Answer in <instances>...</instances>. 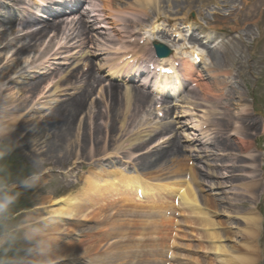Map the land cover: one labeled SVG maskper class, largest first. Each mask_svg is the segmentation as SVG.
Returning a JSON list of instances; mask_svg holds the SVG:
<instances>
[{
	"label": "rangeland",
	"instance_id": "1",
	"mask_svg": "<svg viewBox=\"0 0 264 264\" xmlns=\"http://www.w3.org/2000/svg\"><path fill=\"white\" fill-rule=\"evenodd\" d=\"M5 1L14 12L19 11L17 7L22 4V0ZM115 1L118 5L121 4V6L127 4L126 0ZM131 2L144 6L151 13L149 19L144 20L145 27L142 30L146 33L147 39L144 44L139 45L147 46V49H150V46L146 44L148 38L154 36L161 37V35L164 36L165 34L171 36L173 35L174 28L179 30L180 24L183 22L184 10L188 11L187 16H191L192 19L198 21L197 25H201L200 29L202 26H205L210 31L227 30L233 35H236V32L231 30L234 10L236 7H243L246 4L245 0H215L211 3L209 1L199 2L198 0H172L164 4L158 3L157 0L150 2L131 0ZM9 8L8 10L10 11ZM5 11L6 9H2L0 6V16H6ZM175 16L179 19H173ZM169 17L172 19H169ZM157 18L163 21H156ZM0 24L3 23L0 22ZM191 31H194L193 28ZM227 35H229L228 32ZM12 37L9 36L7 39ZM21 38L18 42H15L16 46L9 44L8 47L4 46L0 50V70L7 73L6 80H0V85L2 83L4 84L0 89V129H3L6 134L10 132V135H5L4 138L0 139V145L10 144L14 149L12 155L8 157L9 169L14 176L27 173L32 170V166L35 164L39 166V170L42 173V185L31 191L25 192L21 190L23 194L20 202L12 211L11 223L13 225L18 229H24L26 227L41 229L51 243V255L55 258L57 264H84L85 261L87 262L86 264H100L109 254L104 250V246L106 249L107 244L116 240L114 236L116 234L118 235L119 229L122 227L120 219L116 217L118 216L120 218L119 206L118 210L114 209V212L113 210H109V208L100 209V204L103 199H98L97 205L89 207L91 212L98 213L97 217H95L96 215L90 216L92 214L88 212L91 220L93 219L95 221L96 226L98 224L97 221L104 223V226L99 227L98 225L96 229L93 227L94 222L90 220L85 222L79 219L62 220L60 217L51 218L55 220V223L49 226L50 219L47 220L48 218L46 217L51 215L55 208L62 206V204L59 206L53 204V201L56 198L69 194L74 195L77 200L80 197L83 198L82 192L87 187L92 191L93 188L89 185V181L96 179L95 175L107 171V175L109 176L113 168L112 166L126 164L123 163V160L128 159L127 157L130 155V152L132 159V163L129 165L130 167L134 166L140 172L148 173L149 176L160 173L155 172L158 170V165H161L162 169L168 172V161L163 162L160 160L161 163L153 166L152 169L141 158L149 152L148 155L150 156L152 154L151 152L156 151L153 147L157 144V141L151 145L146 143L143 147L133 149L140 142L147 141L153 130L170 124L172 129L165 133L166 137L164 139L176 137L179 140V146L184 150L180 152L183 156L189 153L188 151L190 150L194 164H196L200 182L203 179V190L205 192H202V195L204 203L203 205H199V207H201L202 212L206 214L212 213L213 215V217H208V221L209 219L213 220V231L211 232L216 230V224H219L218 221L223 223V227H226L229 217L233 215L232 211L221 212L222 209L231 210V207H233V210L240 209L243 213L238 218H231L232 222L240 221L239 224L237 222L229 224L232 230L236 229L240 231V234L234 235L230 232V240L226 241L225 244L236 245V254L243 258L256 259L252 263H248L247 259L241 262L239 260L236 264H264V227L261 229V238L259 241L262 253L258 257L256 254L247 253L242 249L243 243H247V240L243 237L241 227L244 226V222L240 219L242 218L241 215H251L249 209L257 207V204L261 203H258L261 192H259L258 199L254 200L252 195L243 190V185H248L252 179L251 177L256 176L257 178L260 172L258 171L260 169L259 164H264V138L259 141L260 145H263V153L260 150L253 149V155L257 156L262 153V156L258 157L257 163H252L249 159L243 158L239 160H243L240 163L243 166H233V163L236 164V159L234 156L229 155L233 147V142L231 141L233 136L230 133L229 123L227 124L226 122L228 112L226 114L223 111L222 114L211 116L214 125H220L221 128H226L223 137L231 138L230 141H224L225 138H223V144L217 148L213 144L216 141L215 138L212 137L206 142L208 137L202 134H198V138L202 143L198 142L195 144L193 142L191 133L194 130L191 127L198 124L199 116H201V111L205 112L204 109L198 107L196 111L193 110L191 113H183L184 110L178 107V105L173 107L171 111L168 105L161 104V108H158L160 106H156L152 101L145 105L141 113L139 111L137 112L138 118L134 120V118L132 119L131 111H127L128 103L124 97L123 101L116 102L111 100L107 92L105 94L104 92L99 94L97 91L94 98L86 101L82 109L77 112L74 118L73 134L66 143L67 149H61L62 152H60L61 150H56L55 152L49 150L53 142L54 128L51 124H47V115L53 107L73 95L77 83L75 82L76 79L72 78V84L66 87H58L60 74L56 72L44 73L47 69L43 68L40 57L51 35L46 37L38 53L36 47L33 46V49H30L24 54L15 55L19 46L27 41L25 38ZM5 43L6 41L3 42V45ZM202 49L205 53H208L209 58L204 67V70L207 71L205 73L210 74L208 69L212 68L213 60L215 69L217 68L219 75H224V77L218 76L216 79L214 77L213 79H208L209 81H205L202 85L204 93H207L209 97H211V94L216 95V97L217 94H230L232 87L237 85L239 91L243 94V100H237V98L233 100L232 114L236 111L247 109V106H244L245 104L253 103V107L256 109V112H253L254 114L252 115L255 117L253 119L257 118L256 120L262 121L264 125V65H256L257 62L254 63L256 60L252 59L249 64L255 67L253 68V73H250L249 68L245 67V60H248L251 53L262 52L256 48H252L248 53H236L237 56L241 57L240 61L242 59L243 62L235 71V75L239 74L242 76L247 73V78L244 79L245 82L240 79V83L234 82L233 79V83L231 82L229 87V85L224 86L221 84L222 81L229 82V77L234 73L229 60H222L220 52H215L216 54L213 55L212 53L216 50L214 48ZM77 50L79 49H75V51ZM244 50H247V48ZM91 51H94V49L90 50L88 55H90ZM72 52L74 51L70 53ZM98 59H94V57L89 59L88 57V61L82 60L80 66H83L84 70H86L88 66H84V64L89 65L92 62L95 73L99 75L97 72ZM63 61V58H52L48 65L54 68V65H61ZM74 65L68 69H66V66H63L64 70L67 71L63 73L64 70H61L60 73H63L65 77H69L71 71L77 68ZM40 77L45 78L46 81L42 83L38 91H36V94L31 97L32 92H29L27 88L23 89L21 87L24 84L22 81H33ZM105 83L109 84L108 82ZM131 88L130 84L120 85L117 93L121 97L122 94L125 95L126 91H130L131 93ZM190 99L192 97H188L186 103L182 104V107L189 106ZM164 107L169 109V114L164 113ZM189 108L193 109V106ZM205 108L208 111H216V108H210L208 106ZM222 108L224 109L223 105ZM157 109H161L164 113L163 117L157 116ZM186 113L189 115L183 117ZM220 117H222L221 120H219ZM183 120L188 121L190 125L182 127V125L186 124L183 123ZM262 130L263 126H260L256 131L254 130L252 132H258L260 134ZM249 136L254 138L253 135ZM104 145L107 146V149L104 148ZM201 148H204L205 151L202 152ZM105 150L109 153L103 154ZM239 154L241 153L239 152ZM246 156L248 157L249 155ZM151 158L154 159L155 157L153 156ZM183 159L185 160V158ZM150 168L153 172L149 171ZM231 170L232 176L228 177L227 171ZM220 182L222 184L218 185ZM216 204L218 205V209H216ZM212 206L215 213L214 211L208 212L207 210V208H212ZM110 218L117 219L115 222H111ZM194 221L193 230L196 236L191 237L184 232H178L179 237L177 236L176 240L178 239L177 242L179 243L175 251L183 254V259L181 260L182 262L179 263L176 261L173 264H217L216 254L213 251V246L216 243L215 240H206L205 233L207 229H201L204 226L201 223V216H195ZM115 223L120 224V226L117 227ZM58 230H63L65 234H58ZM116 230L118 232L112 233ZM106 235H109L107 239ZM53 248L54 251L52 250ZM63 258L68 259L64 260Z\"/></svg>",
	"mask_w": 264,
	"mask_h": 264
},
{
	"label": "bare ground",
	"instance_id": "2",
	"mask_svg": "<svg viewBox=\"0 0 264 264\" xmlns=\"http://www.w3.org/2000/svg\"><path fill=\"white\" fill-rule=\"evenodd\" d=\"M34 2L39 0H32ZM100 8H99V16H95L96 21V34L93 35L95 38L94 44L95 48L98 52L102 50H109L114 49V54L119 55V58H124L125 64L128 66L132 65L133 67H136L137 69L143 70L145 67H143L142 63L145 61V58L147 57L148 53L146 52V48L143 46H140L138 48L136 37L139 35V31H136L135 29H129L130 22L127 20L128 18H133V23L135 24V27L142 26L144 24V20L149 19L151 16V13L149 10H147L144 6L139 5L137 7V4H134L131 2V0H126L125 6L118 5L115 0H99ZM140 1V0H139ZM145 1V0H144ZM154 1V0H151ZM158 3H166L170 2L172 0H157ZM199 2H214L215 0H198ZM247 2V8L246 12L242 15H239L235 20V25L232 27V29L239 34V37H235L231 47L232 50L229 49V51H225V53H220L222 55V60L228 59L230 62V65L235 73L237 68L242 64V59L240 61L239 56L236 55V53L244 52L243 41L244 37L248 38L250 35L255 34V41L248 45L246 44L247 48H256L257 50L261 51L262 53H251V56L249 57L250 60L255 59L257 62L256 65H264V0H246ZM45 4V3H43ZM171 6V5H170ZM188 11L184 10L183 16H187ZM176 15V14H175ZM105 18L106 21L104 23H99L100 18ZM173 17V19H175ZM23 19L25 22L21 25L15 28L14 22L4 17L3 19H0V22L3 24H0V50L5 46L8 47L9 44L15 45V42H18L19 39L27 38L26 42L22 43L17 51L15 52V55H22L25 52L29 51L30 49H33V46L36 47L37 53L40 51V47L44 42L45 37L49 33H54L51 37L48 44L45 46L44 50L42 51V56L40 57L43 59L44 57H47L52 50L54 45H59L58 50H62L67 48L68 43L73 39L80 40H88L92 41L93 37H90V29L84 24H78L74 23V21L66 22L63 19H53L51 21H43L45 22L43 26L40 28L32 30L30 27V22L34 21L30 15L25 14ZM169 19H172L169 17ZM17 20V19H16ZM40 20V19H35ZM254 20V21H253ZM101 28H105V30L98 31ZM253 30H256V33L253 32ZM22 32V33H21ZM23 34V35H22ZM64 36V43H53L55 38H59V36ZM9 36H13L12 38H8ZM163 38L167 35L162 36ZM21 38V39H22ZM116 38V39H112ZM142 39V37H140ZM159 38H153L152 40H148L146 44H150L153 46L154 43L160 40H155ZM165 40V38H164ZM6 41V43L3 45V42ZM132 41H134L132 43ZM195 41V40H193ZM110 43H113V47L110 48ZM3 45V46H2ZM150 46V47H151ZM195 47V45H194ZM193 47V48H194ZM129 48H131L129 50ZM152 48V47H151ZM171 48H173L174 52H172L171 55L164 58H156L157 60L161 62H166L173 64L176 61H181L183 64V59H185L184 55H187L188 53L180 52L181 47L177 44H172ZM137 49V50H136ZM152 50V49H151ZM249 51V50H248ZM112 53V52H109ZM112 53V56H115ZM195 53V50H192V55ZM215 55L216 53H212ZM181 57V60H178L177 58ZM189 60H193L190 55ZM226 56V57H224ZM131 59V60H130ZM219 59V58H218ZM245 60V67L249 68L250 73H253V68L250 63V61ZM187 66L193 69L194 64L193 62H187ZM59 72L60 68L55 67V70ZM239 70V69H238ZM49 72H54L52 70L46 71L45 74H48ZM217 72V70H216ZM233 73L232 79H234V82L240 83V79L244 80V75L240 76L239 74L235 75ZM75 73L74 75H76ZM7 73L3 70H0V80L4 81L6 80ZM83 79L81 80L82 84L77 88V93L74 94V96L67 98L65 101L60 102L57 106L53 107L50 112L47 115V124H51V126L54 128L53 131V142L52 145L49 147V150H53L54 152L57 150H64L66 148V143L69 141L73 134L74 130V118L77 115V112L80 111L83 107V105L86 103L87 99L90 96V89H88V86H100L103 81L100 78H97L94 76L93 71L91 67L86 73L82 74ZM46 80L45 78H37L33 81L25 82L24 80L22 83H24L21 87L27 88L29 92L31 93V97H33L36 94V91L40 88L42 83H44ZM233 82V81H232ZM67 84V79L62 80V87L63 85ZM178 83H174L169 79H165L163 85L166 88H170L171 93H176V88H178ZM226 86V84L224 83ZM4 86L2 83L0 85V89ZM58 86V87H61ZM96 86V87H97ZM264 86V84H263ZM120 89L119 85L117 84H111L109 87H104V94L107 92L110 95V98L112 101L120 102L123 101V97L127 101V111H131L132 113V119L138 118V111L140 108H143L147 103H149L152 99L151 97L144 93L139 88H131L130 91H126L125 95L122 94L120 97L117 91ZM199 90L201 91V87H199ZM190 91V90H188ZM198 91V92H200ZM195 92L196 94L198 93ZM120 97V98H119ZM237 98V100H243V94L241 91H239V88L237 85H234L231 89L230 95L224 96L223 104L224 106V112L227 114L228 112V119L226 120L227 124L229 123L230 133L233 136V139L231 141L233 142V147L230 150V153L234 155V158L236 159V164L233 163V166H243L240 163L243 162L239 161L243 158L249 159L252 163H257L258 157L262 156L263 153V145H260L259 141L264 138V125L262 121L253 119L255 118L251 114L249 108L252 106H249V108L242 109L241 111H236L234 114H232V105L233 100ZM220 102L223 101L220 97L217 98ZM119 104V103H118ZM120 105V104H119ZM202 106V105H201ZM198 107V104L195 105V108ZM114 108V106H113ZM202 112V111H201ZM203 115V116H202ZM201 118L198 123L199 130L204 135H212V129L209 126H206L208 123V119L204 120V117L206 114L201 113ZM260 126H263V130L259 134L258 132L253 133L252 131H256ZM171 126H168L167 128H161V130H155L152 132L151 135H149V139L145 142H140L137 144V146L133 149H138L139 147H143L146 143L152 144L153 142H156V140H159L160 142L155 147L156 151L151 152L152 154L149 156L143 155L141 158L146 163L147 166L153 167L160 164V160L162 161H168V164L170 165H176L173 170L171 167L167 166L169 171L165 172L162 169L161 165H158V170H154L155 172H160L154 176H149L148 173H146L145 178L143 177V183H144V193L147 194L150 197H153L152 194L156 196V199L159 200L160 203H164L168 196H173L182 189V186L184 185V178H180L179 176L185 177L186 170L189 169L190 166H188V159L187 162H184V156L182 153H180L179 150V141L178 140H164L162 139L163 136H160L163 131H167ZM220 132V131H218ZM249 135H253L254 138L250 137ZM164 138V137H163ZM230 139H224L229 140ZM223 141V142H224ZM51 143V142H50ZM165 144H168L165 148ZM104 148L107 149V146L104 145ZM67 149V148H66ZM253 149L262 151L259 155H253ZM62 150L60 152H62ZM160 150V151H159ZM49 152V151H48ZM246 154L249 155L248 157L246 155L239 154ZM109 153L107 150L103 152V154ZM155 157L154 159L151 157ZM110 157V156H108ZM129 158H131V152L129 155ZM183 164V165H182ZM182 165V166H179ZM256 166V165H255ZM113 170H111L109 176H107V171L100 173L98 175H95L96 179L90 180L89 185L93 188L92 191L88 189V187L85 189L84 192H82L83 198H77L69 194L67 196H62L59 198H56L53 201V204H57L58 206L62 204V206H59L54 209V212L49 215L47 220L54 218V217H60L62 220H82V221H91L94 222L93 227L96 229L97 226H104V223H101L99 221L97 226L95 221L93 219L91 220L90 216L97 217V212H91L89 207L95 206L98 203V199H103L100 204V209H106L109 208V210L117 209L119 206L120 210V218L116 216L118 219H120L122 223V227H120V231L116 230V233L118 232V235L114 236L116 239L114 242L107 244L106 249L104 246V250H106L108 254V257H105L100 264H144L146 262L153 263L150 258L151 256L146 257V249L148 246L153 245L154 234H152V228L156 226L154 222L152 221V215L147 218L145 215L144 209L136 208L128 203L127 200V191H129L133 185V178L137 179L138 175L142 176L139 172L136 171V169H126V168H120L118 166H112ZM150 171L153 172V170ZM259 168L262 170V175L264 177V166L262 164H259ZM153 169V168H152ZM250 170V169H249ZM228 177L232 176V170L227 171ZM168 175L164 176L163 175ZM219 174V173H217ZM190 184L185 188L183 192H181L180 195V206H178L177 210L178 213L176 215V228L177 230L184 232L185 234H189V236L193 237L196 236L193 227H194V217L195 216H201V223L204 224V226L201 228L207 229L205 233V237L207 241L215 240V245L213 246V251L216 254V263L217 264H236L239 260L240 262L247 259L248 263H252L256 259H248L247 257L243 258L240 255L236 254L237 247L234 244H225L226 241L230 240L231 233L234 235L240 234V231L232 230L229 224L236 223L231 221V218H238L241 213H243L240 209L239 210H233V207L230 209H222L221 212H228L232 211L233 215L229 217L226 227H223V223L219 222V224H216V230L213 231V220L209 219L208 217L212 216L211 214H206L205 212L201 211V207L199 205H203L204 198L202 196V192H205L202 187V182H200V178L198 176L197 170L195 167L190 168ZM178 176V177H175ZM219 176V175H217ZM163 177V178H162ZM168 177L170 179H168ZM235 177V176H233ZM141 178V177H140ZM253 181H250L248 185H243V190L246 193H249L252 195L254 200L258 199L259 192L262 194V199L264 195V180L260 179L258 181L255 177H251ZM162 179V180H160ZM158 181V182H155ZM222 183H218V185H221ZM117 185H119L121 188H119ZM155 186H162L163 193H158L154 189ZM242 190V187H241ZM151 192V193H149ZM244 196V195H243ZM261 199V200H262ZM173 200V198H172ZM123 204L125 206H123ZM262 206V203L259 204V208ZM70 207V208H67ZM216 209H218V205L216 204ZM253 215H241L242 218H240L244 222V226L241 227L243 230V237L247 240V243H243L242 249L245 250L247 253H253L256 254V256H260L262 253V250L260 248V238H261V229L262 226H264V211L260 212L257 211L256 208H251ZM249 209V210H251ZM116 210V213H117ZM208 212L215 213V210L212 208H207ZM88 212L92 215H88ZM235 212V213H234ZM231 213V214H232ZM261 215H258V214ZM93 217V218H95ZM117 218H110L111 222H115ZM261 218V219H260ZM213 219V218H212ZM240 222V221H239ZM239 222H237L239 224ZM154 224V225H153ZM115 225L118 227L120 224L115 223ZM240 226V225H239ZM112 229V228H111ZM132 229V230H128ZM231 229V230H230ZM208 231V232H207ZM156 232V231H155ZM231 232V233H230ZM58 234H65L63 230H58ZM109 235H106V239ZM179 237V235H178ZM151 239L153 241H151ZM129 240V241H128ZM178 240V239H177ZM245 240V241H246ZM155 243V242H154ZM178 243L174 244V252H173V258L172 261L179 263L182 262L183 254L177 253L175 251V248L178 247ZM154 247V246H152ZM54 251V248L52 249ZM163 249H161L158 253V255L162 253ZM144 252V256H141V254ZM204 253H206L204 251ZM208 253V251H207ZM137 255V256H136ZM100 257V255H99ZM98 257V258H99ZM135 257H138L136 259ZM64 260L68 258H63ZM148 259V260H146ZM164 260V259H163ZM96 261V259H95ZM168 261L167 258L160 264H165ZM171 260H169L170 264H173ZM87 262L85 261L84 264ZM158 264V263H156Z\"/></svg>",
	"mask_w": 264,
	"mask_h": 264
},
{
	"label": "clouds",
	"instance_id": "3",
	"mask_svg": "<svg viewBox=\"0 0 264 264\" xmlns=\"http://www.w3.org/2000/svg\"><path fill=\"white\" fill-rule=\"evenodd\" d=\"M5 133L0 129V139ZM14 149L10 144L0 145V264H57L51 255V243L36 227L18 229L11 223L12 211L19 204L23 191H31L42 185L39 166L14 176L9 169L8 157ZM55 220L50 219L49 226Z\"/></svg>",
	"mask_w": 264,
	"mask_h": 264
}]
</instances>
